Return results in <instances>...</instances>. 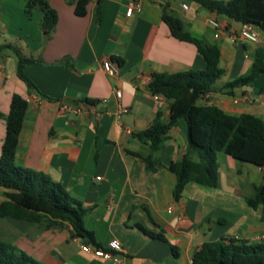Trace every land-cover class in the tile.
Segmentation results:
<instances>
[{
  "label": "crops",
  "instance_id": "1",
  "mask_svg": "<svg viewBox=\"0 0 264 264\" xmlns=\"http://www.w3.org/2000/svg\"><path fill=\"white\" fill-rule=\"evenodd\" d=\"M44 1L55 12L56 23L45 32L40 26L43 12L36 13L35 46H26V51L38 62L24 70L36 90L28 91L16 78V62L10 60L7 68L0 64V149L10 100L18 94L28 106L15 164L60 184L86 209L84 227L95 241L105 247L115 239L121 252L109 260L92 257L80 250V244L90 245L87 240L70 237L66 229L43 230L12 219L0 220L13 222L11 228L18 234L10 238L19 240L12 242L3 234L0 238L27 249L41 264H192L193 254L204 243L264 242L261 209L249 208L244 200L253 194L254 185L264 183L247 179L248 175L263 174L264 180V168L251 169L217 153V186L188 183L176 201L175 178L167 167L189 152L184 120L172 124L154 153L134 136L157 114L162 121L169 120L170 102L159 107L147 88L152 75L205 69L192 44L170 35L164 12L180 19L192 37L220 52L223 74L198 104L263 122L264 74L249 84L225 87L250 75L256 50L264 52V32L254 27L257 41L246 42L240 36L241 23L209 12L194 0H137L129 17L130 0H89L83 17L74 15V0ZM104 59L112 63L114 73L102 69ZM84 101L96 103L95 113H74L85 108ZM131 153L153 155L159 162L155 172H148L143 159ZM0 195L1 203L2 190ZM138 226L164 241L149 237Z\"/></svg>",
  "mask_w": 264,
  "mask_h": 264
},
{
  "label": "trees",
  "instance_id": "2",
  "mask_svg": "<svg viewBox=\"0 0 264 264\" xmlns=\"http://www.w3.org/2000/svg\"><path fill=\"white\" fill-rule=\"evenodd\" d=\"M137 1V0H130ZM203 9L224 16L241 24H250L264 32V0H194ZM89 0L71 1L73 13L77 17L86 15ZM34 8L43 12L40 26L50 32L56 23V14L44 0H26L24 14L29 17ZM162 19L168 26L170 35L182 42L192 44L205 62L202 71L188 70L173 74L152 75L147 88L152 95H161L169 103V120L164 122L157 114L150 126L135 134V138L147 144L152 153L158 151L166 140L172 124L183 119L186 125L189 152L177 162L168 165L167 170L174 176L172 190L174 200L181 198L188 183L215 188L218 182L217 153L242 163L264 168V122L252 115L230 116L213 105H199L198 101L212 90V84L222 76L219 68L220 52L210 45L188 34L182 21L163 13ZM10 50L16 58V78L28 91L36 90L25 75L28 65L38 62L23 57L9 45L0 46V54ZM264 74V52L256 50L250 75L235 80L225 88L251 83ZM85 106L96 103L84 101ZM27 101L13 94L9 111L5 118V134L0 149V190L4 200L0 203V219L20 220L35 223L43 230H67L70 237L86 239L94 247H101L92 232L84 227L86 209L60 184L47 175L17 166L14 162L18 136L22 129L27 110ZM148 172H155L159 164L153 155L141 157ZM192 155L195 158H192ZM246 205L261 209L260 219L264 223V183L253 186V194L245 199ZM151 238L161 239L138 226ZM174 256L177 255L172 249ZM192 264H264V242L250 244L244 240L220 239L204 243L191 259ZM0 264H41L11 242L0 239Z\"/></svg>",
  "mask_w": 264,
  "mask_h": 264
},
{
  "label": "rangeland",
  "instance_id": "3",
  "mask_svg": "<svg viewBox=\"0 0 264 264\" xmlns=\"http://www.w3.org/2000/svg\"><path fill=\"white\" fill-rule=\"evenodd\" d=\"M25 2L24 0H0V46L9 45L14 49H16L23 57L36 60L34 55L27 54L26 46L29 47L28 49H33L35 46L34 39H32V36L34 37V33L38 31V27L36 23V13H38L39 8H34L31 12V15L27 17L24 14ZM20 7L22 8L21 11L18 10V8ZM36 28L37 30H35ZM10 60L14 65V63L16 62L15 56L13 55V53L10 52V50H4L0 54V64H2L7 68L10 65ZM234 161L237 163H241L237 160ZM247 165H249L251 169L255 168L251 164H247ZM262 177L263 174L250 173L247 179H254L255 182L260 183V182H264ZM244 191L247 192L245 189ZM12 225H13L12 221L0 220V234L6 236L3 237L4 239L11 240L12 242H16V240L19 239L10 238V236L11 237L17 236L18 234V232L14 228H11ZM23 239L29 240V238H23ZM14 246H16L17 249L21 250L22 252L28 255L27 249L25 248L20 249L19 247H17V245ZM32 258L36 260L34 257Z\"/></svg>",
  "mask_w": 264,
  "mask_h": 264
},
{
  "label": "built area",
  "instance_id": "4",
  "mask_svg": "<svg viewBox=\"0 0 264 264\" xmlns=\"http://www.w3.org/2000/svg\"><path fill=\"white\" fill-rule=\"evenodd\" d=\"M137 7H138L137 1H131V4L126 11V16L129 17L132 11H134V9H136ZM182 8L183 10H186L187 6L182 5ZM211 24L213 26H217V23L215 22H212ZM240 36L244 41L249 42V43H255L257 41V32L255 28L250 24H242ZM0 68H1V65H0ZM102 69L108 73H114V68L112 67V63L108 59L103 60ZM115 95L117 98H119L120 92L116 91ZM153 99L156 101L159 107H161L164 104V101L166 100L163 96L158 95V94L153 95ZM63 109L64 108L60 110V113H63ZM83 112L95 113V108L90 107V106H85V108L76 109L74 111V113L76 114H81ZM80 250L83 253L88 254L92 257L103 258V259L109 260V259L114 258L115 253L121 252V246L117 240L113 239V240H110L105 245V247H99V248L88 245V244H80Z\"/></svg>",
  "mask_w": 264,
  "mask_h": 264
},
{
  "label": "water",
  "instance_id": "5",
  "mask_svg": "<svg viewBox=\"0 0 264 264\" xmlns=\"http://www.w3.org/2000/svg\"><path fill=\"white\" fill-rule=\"evenodd\" d=\"M67 103H68V104H70V102H69V101H67Z\"/></svg>",
  "mask_w": 264,
  "mask_h": 264
}]
</instances>
